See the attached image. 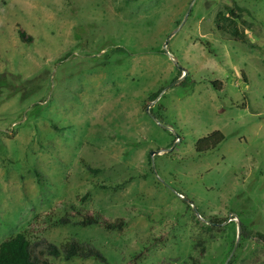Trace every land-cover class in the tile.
Returning a JSON list of instances; mask_svg holds the SVG:
<instances>
[{"label":"rangeland","instance_id":"374dc122","mask_svg":"<svg viewBox=\"0 0 264 264\" xmlns=\"http://www.w3.org/2000/svg\"><path fill=\"white\" fill-rule=\"evenodd\" d=\"M236 4L248 42L215 22ZM21 231L105 257L53 264H264V0H0V243Z\"/></svg>","mask_w":264,"mask_h":264},{"label":"trees","instance_id":"16d2710c","mask_svg":"<svg viewBox=\"0 0 264 264\" xmlns=\"http://www.w3.org/2000/svg\"><path fill=\"white\" fill-rule=\"evenodd\" d=\"M246 8L236 4L233 7H227L226 10H221L218 12L215 22L219 29L229 32L237 40L243 42H248L246 29L241 25V20L243 17V12ZM245 22V21H243ZM242 22V23H243ZM18 34L20 38L28 43L33 42V36L29 34L23 27L18 29ZM217 89H222L220 80L213 82ZM159 92H155L151 95L149 99L156 98ZM225 139V134L219 130L214 131L204 137H201L196 142V151L200 155L208 152L211 149L216 148ZM93 171L97 172L98 169L91 168ZM39 177L41 173L37 171ZM68 218H64L63 222H69ZM80 223L83 225L98 224L104 226L106 229L115 230L122 229L125 225L123 219H119L115 222L104 219L100 216H91L83 214ZM251 235L248 227L245 224H241V237L242 239H247ZM258 240L264 246V233L257 232ZM49 253L52 255L65 254L66 258H72L75 256L84 257H97L104 259V255L98 248L88 245L86 243H81L78 240H74L63 244L61 246L54 243H48L45 250L35 249L34 244L23 231L18 232L0 243V264H53L49 259L44 258L43 254ZM235 258L232 259L229 264H234Z\"/></svg>","mask_w":264,"mask_h":264},{"label":"water","instance_id":"95a60500","mask_svg":"<svg viewBox=\"0 0 264 264\" xmlns=\"http://www.w3.org/2000/svg\"><path fill=\"white\" fill-rule=\"evenodd\" d=\"M175 32H176V31H175ZM175 32H171V34L168 36V38H167V40H166L165 48H166V51H167L168 53H169V50H168V48H167V45H168V43H169V41H170L172 35H173ZM171 57H172V55H171ZM173 59H174V61L178 64L179 68L183 69V67L179 64V62H178L174 57H173ZM159 152H160V150H157V151L152 150V151H151V155H152V157H154L155 154H157V153H159ZM239 224H240V227H241V223H240V222H239ZM240 237H241V231H240V234H239V239H240ZM238 243H239V240L237 241V244L235 245V247H234V249H233V251H232V253H231V255H230V257H229V259H228V261H227V263L229 262L230 258L233 256V254L235 253L236 248H237V246H238Z\"/></svg>","mask_w":264,"mask_h":264}]
</instances>
